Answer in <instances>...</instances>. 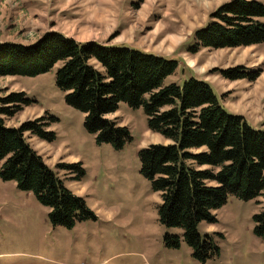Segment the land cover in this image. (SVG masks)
<instances>
[{
  "label": "rangeland",
  "instance_id": "obj_1",
  "mask_svg": "<svg viewBox=\"0 0 264 264\" xmlns=\"http://www.w3.org/2000/svg\"><path fill=\"white\" fill-rule=\"evenodd\" d=\"M230 1L0 0V44L34 45L46 33L59 32L80 43L96 41L177 60L180 68L166 86L205 81L228 113L264 131V43L190 51L195 33ZM62 66L33 78L0 77V98L23 93L30 102L6 119L8 127L46 119L56 139L49 143L31 134L26 139L64 185L86 201L95 219L72 229L55 227L51 210L34 193L0 178V264H264V237L256 234L255 223L264 197L230 196L215 212L216 223H201L200 235L213 238L220 253L206 263L197 261L183 231L160 223L161 195L141 173L139 153L169 142L150 131L144 108L121 103L111 119L130 130L132 142L119 151L100 144L86 129L85 115L67 104L57 86ZM238 68L262 74L254 82L220 75ZM62 164L80 165L83 174L77 178ZM167 235L179 236L181 247L169 248Z\"/></svg>",
  "mask_w": 264,
  "mask_h": 264
},
{
  "label": "trees",
  "instance_id": "obj_2",
  "mask_svg": "<svg viewBox=\"0 0 264 264\" xmlns=\"http://www.w3.org/2000/svg\"><path fill=\"white\" fill-rule=\"evenodd\" d=\"M194 37L193 53L264 43V0L223 4ZM60 63L57 86L66 93L67 104L85 115L86 129L100 144L124 149L132 133L111 116L121 103L144 108L150 131L169 142L139 153L142 175L161 195L160 223L183 231L197 261L218 256L219 247L200 235L199 226L216 223L215 212L230 196L245 201L264 197V131L228 113L205 81L192 78L182 87L166 86L180 67L177 60L96 41L80 43L59 32L46 33L34 45L0 44V77H38ZM261 74L246 68L220 71L230 81L254 82ZM29 104L23 93L0 98V178L34 193L51 210L55 227L72 229L95 219L86 201L64 185L26 139L31 134L52 143L56 135L46 119L7 126L6 119ZM60 168L76 171L77 178L83 174L80 165ZM255 223L256 234L264 237V210ZM165 241L169 248L181 247L179 236L167 235Z\"/></svg>",
  "mask_w": 264,
  "mask_h": 264
},
{
  "label": "crops",
  "instance_id": "obj_3",
  "mask_svg": "<svg viewBox=\"0 0 264 264\" xmlns=\"http://www.w3.org/2000/svg\"><path fill=\"white\" fill-rule=\"evenodd\" d=\"M180 68V67H179ZM179 70V69H178Z\"/></svg>",
  "mask_w": 264,
  "mask_h": 264
}]
</instances>
